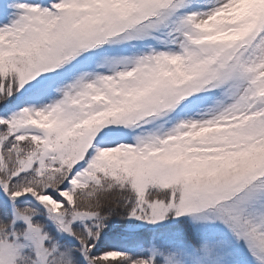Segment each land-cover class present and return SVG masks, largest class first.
<instances>
[{
    "label": "snow or ice",
    "instance_id": "snow-or-ice-1",
    "mask_svg": "<svg viewBox=\"0 0 264 264\" xmlns=\"http://www.w3.org/2000/svg\"><path fill=\"white\" fill-rule=\"evenodd\" d=\"M0 264H264V0H0Z\"/></svg>",
    "mask_w": 264,
    "mask_h": 264
}]
</instances>
